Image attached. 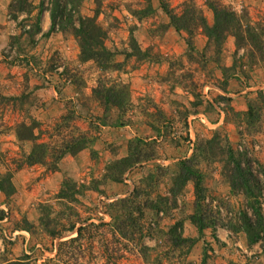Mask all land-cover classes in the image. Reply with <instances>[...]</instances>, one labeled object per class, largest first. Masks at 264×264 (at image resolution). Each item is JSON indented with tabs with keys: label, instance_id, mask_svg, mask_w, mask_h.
Wrapping results in <instances>:
<instances>
[{
	"label": "rangeland",
	"instance_id": "rangeland-1",
	"mask_svg": "<svg viewBox=\"0 0 264 264\" xmlns=\"http://www.w3.org/2000/svg\"><path fill=\"white\" fill-rule=\"evenodd\" d=\"M211 1L264 31V0H60L76 27L78 17H94L106 31L113 56L103 69L80 60L72 23L50 32L57 3L0 0V173L11 172L15 186L11 198L0 191L8 212L0 264H264L263 245L241 230L247 199L231 189L233 165L218 145L247 154L264 190V60L248 47L236 52L233 36L220 45L200 25L189 35L168 14L195 8L212 25ZM99 81L129 91L121 120L93 94ZM31 120L51 147L85 135L91 165L79 168L71 154L55 171L53 159L27 165L33 142L19 140L17 128ZM128 155L152 159L110 179L111 163ZM184 159L201 176L199 200L194 179L171 192ZM197 211L211 222L201 234ZM124 222L131 241L112 225Z\"/></svg>",
	"mask_w": 264,
	"mask_h": 264
},
{
	"label": "trees",
	"instance_id": "trees-1",
	"mask_svg": "<svg viewBox=\"0 0 264 264\" xmlns=\"http://www.w3.org/2000/svg\"><path fill=\"white\" fill-rule=\"evenodd\" d=\"M28 0H18L19 3H27ZM57 3V6L51 9V19L52 24L50 32L61 31L66 32L68 29V24L72 23V30L77 37L80 45V60L88 61L93 60L95 64L103 68L107 64L110 58L113 56L112 51L106 45L107 33L106 31L96 22L94 17H78L79 21L78 27H76L72 21L73 15L71 13H66L68 4L64 6L60 5V0H52ZM72 1V0H71ZM70 0H67L69 3ZM210 9L213 11V24L208 25L205 17L199 16L201 14L191 8L188 12L182 14L171 13L168 10V14L171 18L172 23L177 29L186 31L189 35L192 34V29L195 26H201L204 29V33L215 42L220 45L229 37H235L236 41V52H239L242 48H247L250 50V56H257L258 59L264 60V31L259 32L258 28H254L246 19L243 14H238L228 6H225L217 1L209 3ZM198 15V16H197ZM193 23L189 24V23ZM253 48L255 50L251 51ZM101 82V83H100ZM125 93L122 90L116 89L115 86H107V84H102L99 81V85L93 89V94L97 97L105 106V112L108 109H117L119 111L117 120H121L124 113L129 109L130 104V94L127 89ZM14 98V97H13ZM225 98V97H223ZM9 101H12L9 99ZM72 113V112H71ZM108 113V112H107ZM76 117L81 116L76 111ZM68 117V116H67ZM32 119V118H31ZM41 123L31 120V123L22 122L17 128V136L21 141H31L33 142V148L30 154L26 156V164H47L49 159H53L51 166V171L58 169L59 161L67 154L77 155L81 150H83L87 143L88 138L85 135L78 134L77 136H71L70 140H65L61 142L58 146L54 145L51 147L46 142H40L41 139V128L39 133L36 129H39ZM60 125L58 129H60ZM57 132L59 130H56ZM220 149L226 154L227 162L232 164V169L229 174V182L231 189L233 191L242 192L247 199V209L240 213V227L241 230L246 234L247 241L249 244L261 243L264 247V216L261 212V195L263 194V186L260 181V174L256 168H254V163L247 154L242 152L236 153V151L227 143L222 145L218 143ZM242 153V154H241ZM152 157L148 156L143 159L140 157H134L128 155L115 162L111 163L109 170L114 171L117 169L118 173L115 175L111 173L110 179L121 182L123 181L124 174L127 171H131L136 165H143L144 162L151 160ZM190 159L181 160L179 163V171L176 174L174 180L173 188L171 189L172 194L175 196L180 190L182 184L181 181L187 182L191 179L195 180V186L197 190V199H201L203 188L201 186V176L193 170ZM66 182V181H65ZM66 185L70 187V183L67 181ZM67 186H65L60 195L63 197H68ZM70 189V188H69ZM0 191L6 196V198H11L15 193V186L12 181V173L7 172L4 174L0 173ZM132 194V193H131ZM130 194V195H131ZM128 195L125 198L119 199L120 204H125L132 202L131 196ZM59 196V197H61ZM198 204V202H197ZM199 208L200 204L197 205ZM131 209V208H130ZM139 211V207H133L131 210ZM197 211L194 217L195 223L198 227L199 233L201 234L203 230L211 225V222L204 218V214H199ZM8 212L5 209H0V221L7 217ZM42 221V219H41ZM116 224V223H115ZM114 225L115 230H118L122 236L129 237V241L132 240L131 237L134 233H131L130 222H124L118 226ZM75 229L74 225L66 228L67 231H73ZM81 226L78 228V235L81 233ZM52 236H57L56 232L53 230L50 232ZM135 241V240H133Z\"/></svg>",
	"mask_w": 264,
	"mask_h": 264
},
{
	"label": "crops",
	"instance_id": "crops-1",
	"mask_svg": "<svg viewBox=\"0 0 264 264\" xmlns=\"http://www.w3.org/2000/svg\"><path fill=\"white\" fill-rule=\"evenodd\" d=\"M45 26L46 27H48L49 26V24H48V22L45 24ZM54 88V87H53ZM55 89V88H54ZM76 156V158H75V160L77 161V163H79L78 164V166H79V168H82V169H84V168H87V166L88 165H91V159L88 157V155L86 154V152L83 150V151H81V152H79L77 155H75ZM63 160V159H62ZM61 160V161H62ZM63 163H64V160L62 161ZM62 166H63V164H62ZM63 168H64V166H63Z\"/></svg>",
	"mask_w": 264,
	"mask_h": 264
}]
</instances>
